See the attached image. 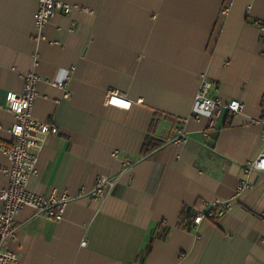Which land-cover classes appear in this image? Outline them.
<instances>
[{"label":"crops","instance_id":"1","mask_svg":"<svg viewBox=\"0 0 264 264\" xmlns=\"http://www.w3.org/2000/svg\"><path fill=\"white\" fill-rule=\"evenodd\" d=\"M63 1L76 7L38 28L40 0H0V140L15 141L8 92L38 74L33 117L59 130L27 187L71 197L61 220L16 215L13 264H264V170L245 171L264 151V0ZM204 84L243 110L195 117ZM10 166L0 151L3 186ZM99 176L118 180L110 194L93 195ZM213 202L216 220L182 226Z\"/></svg>","mask_w":264,"mask_h":264},{"label":"built area","instance_id":"2","mask_svg":"<svg viewBox=\"0 0 264 264\" xmlns=\"http://www.w3.org/2000/svg\"><path fill=\"white\" fill-rule=\"evenodd\" d=\"M76 6L63 0H40L38 10L35 12V24L38 28L46 25L59 11L69 14ZM261 29V39L264 42V21H258ZM264 55V51H263ZM40 76L34 72L25 75L24 90L9 91L5 107L13 112L16 121L11 127L15 136L12 144L0 140V151H2L11 162L9 168H4L8 176V184L3 186L0 180V199L3 208L0 209V264H13L18 262L17 252L7 248V240L14 235V220L16 215L26 206H32L37 215L49 219L61 220L64 217L67 204L71 197L68 194L51 193L48 195L39 194L28 189L27 184L30 177L38 170V160L43 146V140L48 133H57V125L47 121H38L33 117V106L38 95L37 82ZM55 85L63 86L62 80H54ZM106 103L129 109L132 101L118 89H109L106 94ZM227 108L232 114L239 113L244 108V103L238 98L224 101L219 96H212L207 91V84L199 90L195 97L193 114L200 117L203 114L211 116V124L214 125L215 118L221 111ZM263 125L264 137V105L262 115L254 119ZM183 128L179 127L178 132L183 135ZM180 138V137H178ZM264 151L252 162L245 166V171L264 170ZM117 179L109 176H99L93 189V195L105 196L110 194ZM224 208L218 202H213L206 212H198L194 218V225L197 226L205 218H216L222 215ZM83 244L86 242L83 241Z\"/></svg>","mask_w":264,"mask_h":264},{"label":"trees","instance_id":"3","mask_svg":"<svg viewBox=\"0 0 264 264\" xmlns=\"http://www.w3.org/2000/svg\"><path fill=\"white\" fill-rule=\"evenodd\" d=\"M148 145H150V140H148L146 142L145 151H149L151 149V146H148ZM200 209H201L200 206H197L195 210H190L189 208H184L183 209V212H182V214H183L182 215L183 216V218H182V221H183L182 222V226L184 228L194 229V221H193V218L195 217L196 213L200 211ZM185 212H186L187 216H191L189 222H184L185 221ZM214 220H216V218H214ZM157 235L160 236V237H162V238H164V239H166L167 238V235H168V231L165 230L164 227H162V231L160 233H158ZM154 238H155V236H153L151 242L149 243V246L147 247V251L146 252H148L149 249L151 248L152 242H153Z\"/></svg>","mask_w":264,"mask_h":264},{"label":"water","instance_id":"4","mask_svg":"<svg viewBox=\"0 0 264 264\" xmlns=\"http://www.w3.org/2000/svg\"><path fill=\"white\" fill-rule=\"evenodd\" d=\"M216 135L215 134H212V138H214ZM211 141H213L212 139L211 140H209V143H211Z\"/></svg>","mask_w":264,"mask_h":264},{"label":"clouds","instance_id":"5","mask_svg":"<svg viewBox=\"0 0 264 264\" xmlns=\"http://www.w3.org/2000/svg\"><path fill=\"white\" fill-rule=\"evenodd\" d=\"M260 167H264V165H260Z\"/></svg>","mask_w":264,"mask_h":264},{"label":"rangeland","instance_id":"6","mask_svg":"<svg viewBox=\"0 0 264 264\" xmlns=\"http://www.w3.org/2000/svg\"><path fill=\"white\" fill-rule=\"evenodd\" d=\"M218 216H216V218H217Z\"/></svg>","mask_w":264,"mask_h":264}]
</instances>
